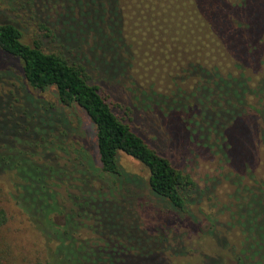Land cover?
Returning a JSON list of instances; mask_svg holds the SVG:
<instances>
[{
    "label": "trees",
    "instance_id": "obj_1",
    "mask_svg": "<svg viewBox=\"0 0 264 264\" xmlns=\"http://www.w3.org/2000/svg\"><path fill=\"white\" fill-rule=\"evenodd\" d=\"M35 1V6H30L24 0H0V7L17 13L18 18L19 12L27 8L24 12L31 13L37 37L28 43L19 23L0 21V52L15 60L32 90L52 89L61 106L82 112L93 124L98 167L91 160L90 165L73 172L54 164H37L46 173L42 189L48 196L40 209L23 196V186L16 177L18 166L11 160L16 155L11 150L0 151V182L7 177L10 195L24 209L27 207L26 211L39 214L45 229L42 233L57 241V248L49 250L46 258L31 264H99L89 258V262L82 263L79 250L85 246L84 240L98 244L101 235L110 237L125 257L133 253L139 256V245L148 240L155 242L154 248L169 264H222L219 257L186 251L172 232H148L140 227L139 182L121 168V152L148 168L151 196L166 204L163 212L172 214L179 223L185 217L175 216L189 214L190 205L200 201L207 190L200 189L190 173L152 146L134 127L132 118L115 110L117 103L110 90L122 86L131 92V110L147 119L156 118L162 138L187 135L210 151L213 159L218 158L215 181L229 185L231 192L226 200L214 197L216 205L224 201L223 207L228 208L226 201L235 193V187H242V191L258 188L254 196L263 199L264 0H256L259 11L250 20L245 13L249 0ZM53 4L59 6L56 18L41 16ZM220 7L225 10H218ZM215 88L225 89L227 94L217 97ZM222 118L226 120L222 122ZM64 124L69 128L68 123ZM74 137L81 138L79 132ZM78 152L84 165L86 156L82 149ZM75 173H82L85 180ZM105 174L112 184L121 187L126 198L123 202L139 232H107L103 226L105 232H100L95 219L84 214L91 208L81 203L82 192L87 193L82 185L80 194L74 196L78 202L74 207L64 210L60 204L64 196L59 188L68 191L80 181L87 187V180ZM130 181L138 184L127 185ZM1 195H7L3 183L0 199ZM7 214L0 200V228L7 222ZM57 217H62V222H57ZM91 252L96 258L108 260L104 250L93 247ZM255 258L258 256L237 254L242 263L256 264L252 263ZM0 264H5L1 257Z\"/></svg>",
    "mask_w": 264,
    "mask_h": 264
},
{
    "label": "rangeland",
    "instance_id": "obj_2",
    "mask_svg": "<svg viewBox=\"0 0 264 264\" xmlns=\"http://www.w3.org/2000/svg\"><path fill=\"white\" fill-rule=\"evenodd\" d=\"M24 1L30 6L36 4L35 0ZM257 3L256 0H249L247 3L245 13L249 20L253 13L259 11ZM2 8L0 21L15 20L21 25L25 34L24 40L32 43L37 37L35 24L30 19L31 13L24 12L27 8L19 12L21 14L19 18L15 16L17 13ZM49 9L44 11L46 13L42 12L41 16L54 20L59 6L53 4ZM217 9L225 10L223 7ZM19 69L15 60L0 52V151L7 153V150H11V153L16 155L11 160L18 166L16 177L23 186V196L30 204H34V207L40 206V209H43L42 205L48 197L47 191L42 189L43 182L46 181V173L40 170L37 164L42 166L46 163L54 164L73 172V170L81 171L85 165H90L89 160H91L98 167L95 128L82 112L61 106L52 89L44 92L32 90L26 85ZM114 89L110 92L114 103H117L115 110L121 115H127L128 119L132 118L134 127L152 146L164 152L175 166L190 173L200 189L207 190V194L198 199L200 201L190 205L189 214L175 216L180 219L185 217L183 223H179L172 214L169 216L167 211L163 212L167 209L166 204L151 196L148 188V168L137 159L121 152L119 155L121 168L139 182L138 184L136 181H130L127 185L137 183L138 193L142 194L137 211L140 227L148 232H172L174 236L180 238L183 246L187 248L186 251L199 253L202 257H219L222 264H249L238 261V253L243 256L256 255L258 258L252 263L264 264V197L262 199L260 196H254L258 188L242 191V187L239 189L235 187V193L226 201L228 208L223 207L224 201L216 205L215 198L226 200L231 192L229 185L223 184V181H215V177L219 174L218 158L213 159L214 156L210 151L199 146L187 135L183 138V135L178 134V139L172 140L169 135L165 139L162 138L158 130L161 127L160 122L156 118L147 119V116H143L141 112L131 110L133 107L128 98L132 93L127 92L128 90L126 91L122 86ZM213 93L221 97L226 95L227 91L215 88ZM5 98H9L10 101ZM174 118L177 116L174 115ZM225 120L222 118L221 121ZM64 123H68L69 128ZM75 129L76 131H73ZM205 129L209 128L205 126ZM65 131L66 134H63ZM78 132L80 139L74 137ZM195 133L199 136L198 130ZM79 149H82L86 156L84 165L78 158ZM236 164L240 165V161L237 160ZM2 166L0 162V168ZM88 173L91 176L94 174L90 169ZM75 174L82 180L86 178L82 173ZM3 178L0 183L5 185L7 195H1L0 200L7 209L8 220L0 228L1 259L5 264H31L43 257L46 258L49 250L57 248V241L42 233L45 232L41 223L42 217L37 213L26 211L27 207L24 209L14 200L10 195L11 184L6 176ZM52 181L54 179L49 180V183L52 184ZM87 181V187L80 181L75 185L71 183L70 185L74 187L68 191L65 187L58 189L64 196L60 200L64 210L71 209L74 203H78L74 196L80 194L79 187L82 185L87 193L82 192L83 198L80 202H85L87 208H91L84 214L87 216L90 214L95 219L100 232H105L101 226L107 228V232H139L133 226L129 209L123 202L126 198L122 196L118 183L112 184L111 178L106 174ZM132 199L137 198L132 197ZM62 220V217H57V222ZM110 240V237L107 239L102 235L98 244L96 241L84 240L85 246L79 250L82 254V263L95 259V263L99 264H169L161 257L162 253L154 248L155 242L147 240L139 245L140 253L137 252L139 256L133 253L126 258L119 254L117 246ZM93 247L104 250L108 260L96 258L91 252ZM88 251L91 254H88ZM208 264L214 263L209 261Z\"/></svg>",
    "mask_w": 264,
    "mask_h": 264
}]
</instances>
